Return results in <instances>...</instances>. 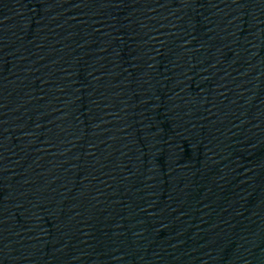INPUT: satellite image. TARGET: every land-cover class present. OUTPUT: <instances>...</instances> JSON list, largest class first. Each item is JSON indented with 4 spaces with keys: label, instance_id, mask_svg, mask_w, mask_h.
Returning <instances> with one entry per match:
<instances>
[{
    "label": "water",
    "instance_id": "1",
    "mask_svg": "<svg viewBox=\"0 0 264 264\" xmlns=\"http://www.w3.org/2000/svg\"><path fill=\"white\" fill-rule=\"evenodd\" d=\"M0 264H264V0H0Z\"/></svg>",
    "mask_w": 264,
    "mask_h": 264
}]
</instances>
